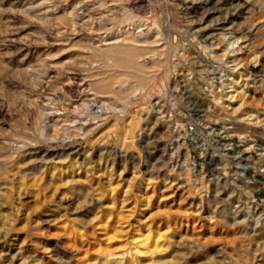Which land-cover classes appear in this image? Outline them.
<instances>
[{"label": "rangeland", "instance_id": "obj_1", "mask_svg": "<svg viewBox=\"0 0 264 264\" xmlns=\"http://www.w3.org/2000/svg\"><path fill=\"white\" fill-rule=\"evenodd\" d=\"M0 264H264V0H0Z\"/></svg>", "mask_w": 264, "mask_h": 264}, {"label": "bare ground", "instance_id": "obj_2", "mask_svg": "<svg viewBox=\"0 0 264 264\" xmlns=\"http://www.w3.org/2000/svg\"><path fill=\"white\" fill-rule=\"evenodd\" d=\"M141 35L142 34H137L135 31H130L126 36L123 35L124 37H113L111 41L108 42L109 44L106 46H99V48H95L97 56L102 57L101 60L103 59L105 63L109 65L108 61L112 60L111 68H113V71L107 70L104 71L102 74H100V72L98 73L100 75L105 74L103 75V78H108L104 80L103 83H97L98 87L100 88V90H102V88H108V90L111 89L112 92H114L116 95L115 100L121 101L122 106L125 110H128L130 106V100L123 96L124 93L121 90L116 91L112 89L114 83H119L123 80V78L126 77H138L139 82L137 83V85L130 86L131 92H134L138 89L147 90L151 83L150 79L146 76L147 64L144 61L139 60L142 52L136 46V43L139 42ZM113 105L116 106L115 104H110L109 106L107 104V108H105H110L114 110L115 108Z\"/></svg>", "mask_w": 264, "mask_h": 264}]
</instances>
